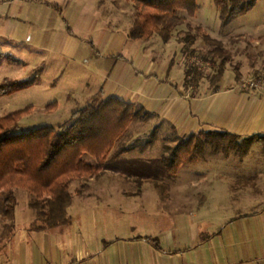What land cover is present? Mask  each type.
Returning a JSON list of instances; mask_svg holds the SVG:
<instances>
[{"label": "crops", "instance_id": "1", "mask_svg": "<svg viewBox=\"0 0 264 264\" xmlns=\"http://www.w3.org/2000/svg\"><path fill=\"white\" fill-rule=\"evenodd\" d=\"M38 2L59 13L68 32V44L90 43L93 54L90 52L77 65L73 63L76 54L65 63L59 59L50 63L45 60L48 64L44 62L43 68L34 74L40 78L37 84L10 94L38 90L46 84L49 89L62 88L56 99L58 106L47 112L48 102L39 106L29 102L26 108L32 106L33 111L25 117L44 110L55 114L63 97L70 94L86 92L94 96L102 91L104 98L117 96L143 105L176 124L180 131L191 134L208 129H225L240 135L264 134V88L245 87V79H236L230 63L216 92L206 77L185 85V52L180 38L189 26L207 27L199 14L200 5L195 16L180 11L187 17L185 23L164 42L158 34L148 40L130 36L139 14L131 0H90V5L76 0L71 4L75 21L81 19L87 8H92V12L99 9L101 14L88 13L87 26H79L80 30L75 28L80 22L71 25L66 6L47 0ZM17 5L20 7L21 3ZM20 12L19 8L0 13V53L15 55L9 43L24 44L14 33H18L15 30L20 24L31 21ZM92 19H96L95 28ZM32 47H40V43L33 42ZM236 50H229L233 57ZM161 55L165 59L175 58L169 71H164V78L156 70V59ZM20 60H4L0 64L5 71L15 68L4 78L25 80L20 69L28 63ZM251 68L247 65L239 71L246 75ZM94 87L97 90H92ZM10 94L0 96V107L8 104L5 98ZM258 144L243 159L235 154L210 155L209 166L197 172L196 195L205 200L195 211L179 215H127L132 218L124 221L117 217L115 223L106 215H70L72 221L68 224L31 231L28 225L36 218L34 215L27 218V223L21 222L3 244L0 264H264V149L258 152ZM106 172L104 167L101 174ZM251 178L255 179L236 186L239 180ZM182 192L184 195L185 191ZM147 237L157 238L160 248Z\"/></svg>", "mask_w": 264, "mask_h": 264}, {"label": "rangeland", "instance_id": "2", "mask_svg": "<svg viewBox=\"0 0 264 264\" xmlns=\"http://www.w3.org/2000/svg\"><path fill=\"white\" fill-rule=\"evenodd\" d=\"M5 1L0 0V13H11L20 8V13L27 16L31 21L26 22L27 24H20L17 31L15 30L18 33L16 35L14 33V36L22 38L24 44L9 43L10 49L13 50V54L15 53L17 63H20V58L28 63L25 68L20 69L23 74L22 79L26 80L34 76L39 69L43 68L45 60L50 63L59 59L65 63L69 62L76 54V60L73 63L77 65L78 61H82V58L86 59L90 52L93 54L90 43L68 44V32L59 13L48 9L46 5L39 3V0ZM47 1L60 3L63 7L66 6L69 10L71 25L75 26L80 22L79 25L75 26L77 30H80L78 27L81 25L87 26L88 13L89 15H101L99 9L92 12V8H87L77 22V19L75 21V17L72 15L74 6L71 5L76 3V0ZM85 2L88 5L91 4L90 0H85ZM19 3H21L20 7L17 5ZM199 5L201 6L200 17L207 26L205 31L221 40L228 51L237 49L236 57L232 55L229 62L232 65L231 70L237 71L241 67L252 65L253 68L249 70L248 74L242 75L241 80L243 78L249 80L263 72L264 0H257V3L246 14L231 19L225 26L222 24L219 8L214 0H199ZM91 24L95 28L96 19H92ZM88 27L91 29V26ZM33 42L35 44L40 43V47H32ZM193 47L196 50L195 54L193 56L184 54V64L188 68L192 65V61H195L193 64L202 68L204 77L210 81L213 75H216L222 59L215 58L209 53L211 46L207 45L201 37L197 39ZM64 50H67V53ZM174 59L170 56L166 59L162 55L157 56L156 70L162 78L165 77L164 71H169ZM47 62H45L46 65ZM12 67L9 68L10 71H5L4 68L0 69V81L7 74L13 72L14 67ZM17 69L19 70V66ZM61 90L62 88L59 90L49 89L44 84L38 90L31 89L18 94H10L5 98L8 100V104L0 107V117L26 108L29 102L38 106L45 102L53 103L61 96ZM92 90H97V87ZM217 90V85L212 88L213 92ZM92 97L91 93L86 92L63 97L62 106L55 114L47 113L48 111L44 110L31 117L24 116L12 129V132L25 133L43 126H58L70 119L74 111L86 106ZM2 101L3 98H0V103ZM156 127H159L158 138L152 146L146 147L145 144L149 141ZM190 134L191 132L180 131L176 124L163 119L156 112H151L144 118L133 120L115 147V150L126 147L128 152L117 159L109 158L105 163L106 174L94 176L86 181L73 182L71 186L73 194V202L70 207L71 215H94L95 218L106 215L115 223L117 217L124 219V221H128L126 218H132L127 215H135V217L179 215L181 212L195 211L205 200L196 195L199 190L198 182L196 183L197 172L203 167L209 166L207 162L210 160L211 154L207 153L206 157L197 163L184 164L176 174L170 173L161 162L165 144H175L179 137ZM256 143H260L258 144L260 145L258 152L264 149L262 142ZM218 157L222 156L218 155ZM84 159L87 162L95 163V159L89 154H85ZM209 169L211 176L213 172L211 168ZM152 179L159 182L162 188H157ZM254 179L251 178L249 181ZM14 190L19 200L16 208L18 218L15 225L17 228L21 222L22 224L27 223L31 216L36 215V209L31 205L34 201V194L31 191L23 188ZM183 190L185 191L184 195ZM5 199V193H0V249L3 247L2 235L6 225L11 222L4 213ZM97 221L99 222V220Z\"/></svg>", "mask_w": 264, "mask_h": 264}, {"label": "trees", "instance_id": "3", "mask_svg": "<svg viewBox=\"0 0 264 264\" xmlns=\"http://www.w3.org/2000/svg\"><path fill=\"white\" fill-rule=\"evenodd\" d=\"M131 1L139 9L130 31V36L134 39L148 40L158 34L164 42H168L173 37L175 28L184 24L187 19L180 11L188 16H195L199 9V0ZM214 2L225 26L231 19L246 14L257 0ZM200 37L211 46L209 53L222 59L216 75L210 80L211 86L215 87L222 79L232 54L225 49L221 40L211 36L200 26H189L180 38L184 43L185 54H195L193 46ZM4 60L17 62L14 55L0 53V64ZM193 63L195 61L186 68L187 86L196 84L204 77L203 69ZM241 77L242 74L237 70L236 79L240 80ZM39 79L37 75L26 80L6 77L0 81V96L29 88L37 84ZM57 106L58 102L54 101L47 105L46 110H55ZM32 111L33 107L29 106L0 117V193H5L4 213L11 221L2 235L3 244L9 241L16 230V208L19 201L14 189L23 188L34 194L31 205L36 209V218L28 225L29 230H44L70 223L73 182L86 181L100 175L109 158L117 159L128 152L126 147L115 150L117 142L133 120L151 114L143 105L117 96L104 98L102 91H99L86 106L74 111L70 119L58 126H43L25 133H13L12 129ZM158 135L159 127H156L145 144L146 147L152 146ZM256 142H262L264 147V134L240 135L225 129L199 130L189 136L179 137L175 144H165L161 162L170 173L176 174L184 164L197 163L207 153L224 157L235 154L243 159ZM85 154L92 156L95 163L87 162ZM152 181L157 188H162L159 182ZM248 183L249 179L239 180L236 186ZM147 239L160 248L157 238Z\"/></svg>", "mask_w": 264, "mask_h": 264}, {"label": "built area", "instance_id": "4", "mask_svg": "<svg viewBox=\"0 0 264 264\" xmlns=\"http://www.w3.org/2000/svg\"><path fill=\"white\" fill-rule=\"evenodd\" d=\"M245 87L253 89H263L264 88V71L255 75L249 80H245L243 83Z\"/></svg>", "mask_w": 264, "mask_h": 264}]
</instances>
